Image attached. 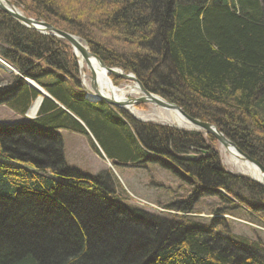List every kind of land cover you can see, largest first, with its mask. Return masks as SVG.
Segmentation results:
<instances>
[{"label": "trees", "instance_id": "obj_1", "mask_svg": "<svg viewBox=\"0 0 264 264\" xmlns=\"http://www.w3.org/2000/svg\"><path fill=\"white\" fill-rule=\"evenodd\" d=\"M8 1L79 37L105 63H118L148 92L214 125L264 167V0ZM0 39V57L55 99L42 101L34 126H0V264H264L262 245L235 244L212 226L183 229L150 219L53 180L49 172L80 178L61 169L62 142L50 130L84 133L59 104L81 118L108 152L126 159L138 150L123 125L74 91L78 68L70 47L1 12ZM8 78L0 104L22 116L37 94L20 77ZM134 133L147 149L165 153L171 147L177 154L171 159L185 167L177 158L185 151L184 132L145 125ZM189 140L210 150L188 162L194 179L264 197L258 184L218 168L213 138L192 132ZM258 204L264 218V203Z\"/></svg>", "mask_w": 264, "mask_h": 264}, {"label": "rangeland", "instance_id": "obj_2", "mask_svg": "<svg viewBox=\"0 0 264 264\" xmlns=\"http://www.w3.org/2000/svg\"><path fill=\"white\" fill-rule=\"evenodd\" d=\"M14 8L21 13L23 17L34 21H40L26 16L19 8L15 6ZM37 33L40 35L46 34L40 32ZM47 36L53 35L47 33ZM81 69L84 72L83 75L81 74L78 76L80 86L74 90L77 94L91 91L90 73L88 72V68L87 66H83ZM2 71L3 70L0 68V86L2 85V82L6 81L7 76H12L11 74H5ZM111 80L114 86L118 87L132 85L130 81L123 82L113 78H111ZM141 96L142 94L138 90L127 96V99L136 100ZM132 108L134 114H130L128 111L125 112L136 122L140 121L145 125L174 128L182 132L196 129V132L202 134L204 139L206 136H210L213 138L212 147L218 155V160L220 159L223 164L222 170L225 174L237 178H250L249 180L254 182L251 180L250 175L242 170L243 168L240 167V165H236L231 160L226 152L227 149L217 143L214 137L205 134L201 128H194L186 119H184L185 123L178 124L173 117L171 110L162 109L153 104H140L135 105ZM23 122H25L23 115H15V113L9 110L5 105H0V125ZM212 126L215 127L214 125ZM216 131H218L217 128ZM71 132L73 131L60 132L62 142L61 152L65 164L89 175L95 176L99 174L101 172V166L95 160L96 156H93L94 151L88 142L89 140L87 139L85 141L82 135ZM93 148L96 147L93 146ZM169 160L170 164L167 163V166H164L163 168L155 164H144L139 162L135 164V166L132 165L134 166L133 168H125L124 163L120 162L119 166H116L112 171H109L114 177L110 180V183L107 186L108 189L114 191L111 195L112 198H122L124 203H127L136 211H145L157 217H163L164 213L168 214L165 208L169 207L171 209L175 206L174 203L178 199L185 198L190 190L194 188L192 185L195 182L192 175H190L189 164H187L188 161L182 159L186 162L183 163L186 164L184 167L171 158H169ZM228 190L229 191L226 190L223 192L227 197L224 203L218 198L203 196L197 200V203H195L193 212L196 213L188 214V206H186V208L180 207L174 211L177 215L168 214L170 215L169 219L174 217L176 220L173 221L176 223L177 217L182 216L187 219L185 225L192 229L196 224L199 225V227H207L209 225L212 226L215 231L221 230L223 232L221 236L230 239L236 238L237 240H239L238 238H243L241 239V242L248 240L251 242L250 246L256 244L260 247L261 245L264 246V218L259 210H255V208L258 207L257 205H259V202L264 203V197L260 198L255 195H250L248 197L249 194L237 187V185H229ZM202 192L203 191L199 190L200 195ZM105 196L109 197L110 195L106 192ZM251 205L253 206L251 207ZM190 215L192 216L189 217ZM193 215H196V217Z\"/></svg>", "mask_w": 264, "mask_h": 264}, {"label": "bare ground", "instance_id": "obj_3", "mask_svg": "<svg viewBox=\"0 0 264 264\" xmlns=\"http://www.w3.org/2000/svg\"><path fill=\"white\" fill-rule=\"evenodd\" d=\"M0 4H2V3L0 2ZM12 6L14 8L13 4H12ZM0 12L4 13L1 10H0ZM4 14H6V13H4ZM6 15L9 18H11L8 14H6ZM11 19L13 20V18H11ZM14 22L16 24H18L16 21H14ZM37 22H41V21H37ZM18 26L28 30L27 27L23 26V24L22 25L18 24ZM54 29H56L60 33L74 36L76 38V39L74 38V40L79 44V46L82 49H84L86 51L87 54H89V57H88L89 62H88V66H87V63L83 60V57L81 56L79 51L77 49H75L74 47H72V45L67 40H65L63 37H61V35L59 36L58 33H57L58 35L52 36L53 38H55L57 40L58 43H61L66 47L67 46L70 47V50L74 49V50H71V54L75 58V61H76V66L78 68V76H80L81 74L83 75L84 71L81 68L83 66H87L88 72L90 73V76H89L90 81L92 79V75L94 77L96 90L94 91L90 85L91 91H85V93H83V92L79 93L80 99L83 101V103H86L89 106H93V108H95L96 110L98 109L102 115L110 117L115 123H117V124L119 123L120 125H123L126 128L128 134L130 135L132 140L134 141V144H135L138 152L135 155L131 154L129 156V158H126V159L119 158L118 155H121L120 153H115L112 151H111V153L108 152L110 150L107 151L106 149H104L100 145L101 143H99L97 136L94 134L92 129L90 127H88L86 125V123H84V121H82L81 118H79L77 115L74 116L73 114H71L68 110H66L64 108V106L62 104L58 105L56 103L64 112H66L68 115H70L73 118V121L75 123H77L82 128L84 133H78V132H71V133H76V134L82 135L84 137L85 141L87 139L89 140L88 142L92 146V147L91 146L90 147L94 151L93 156H96L95 160L101 166V168H100L101 172L95 176L89 175L87 173H83L78 169H74L72 167L67 166L64 162L63 157H62L61 169L66 170L68 172H72V173L76 172L77 177L80 178V181L73 179V178L65 177V176H62L59 174L53 175L50 172L48 173V175L51 176L52 178H54L53 180H57V182L63 181V183L68 184L69 186L74 187V189L76 188L77 190H79V191H81V192H83L89 196L99 197V198L104 197L108 200H115V201H117V202H119L125 206L132 208L127 203H124L122 198H120V197L112 198L111 195L114 191L108 189L107 186L110 183V180L113 179L114 177L112 176V173H110L109 171H112V169L116 168V166H119L120 162L124 163L125 168H127V167L133 168L135 166V164H137L138 162L144 163V164H147V163L148 164H155V165L163 168L164 166H167V163L170 164L169 158L175 157V155H177V154L171 152L172 151L171 147L168 149V152H165V153L160 152V151H154V150L147 149L142 145V143L139 142L138 137L134 133L136 130H138V128L145 127L144 123H141L140 121L136 122L134 119L130 118V116L125 112V111H128L130 114H134V111L132 108L133 105H130L128 102V101H132L133 99H127V96H129L133 92L139 90L138 86H137L138 83L140 84V86H142L141 83L138 81V79L134 76V74L131 71L124 69L122 66H119L118 63H116L114 61L110 62L109 64H107V62L105 63L104 60L102 58L98 57L97 55H95L90 50L89 46L79 37L72 35L68 32H64L63 30H60L57 28H54ZM44 36H47V33ZM109 37H110V35L107 36L108 39H109ZM108 39H107V41H108ZM107 45L109 46L111 44L107 43ZM1 46H3V44H2V41L0 39V47ZM113 50H114V48H111V51H113ZM93 57H96V59H98L102 63V66L99 65L98 62L95 59H93ZM0 68L3 70L2 72L5 74H11V75H16V76L20 77L25 82V84L28 87H30L31 89H33L34 92L37 94L35 101H33L29 105V107H27L26 112L23 115L25 122L3 124L4 128H10L11 125H20V124H24V123L26 125L34 126L33 123L35 122V120L37 118L36 115L38 113V110L41 106L42 101L44 99H50V100L54 101L55 99L50 94H48L36 81H32V80L24 77L22 74H19V72L17 71L16 68H14L12 65H10L8 62H6L1 57H0ZM121 76H132L136 80L137 84L134 81L133 82L130 81L132 85H126L124 87L114 86L111 78L118 79V80L123 81V82L127 81L124 78H121ZM8 77L9 76H7L6 81L2 82V85H5L7 83V81L9 80ZM77 86H80L79 78H78ZM72 87H74V86H72ZM142 88H143V86H142ZM144 90L146 92H148L146 89H144ZM148 93H150V92H148ZM139 98H141V97H139ZM40 99H42L41 102H40ZM140 104H144V103H140ZM140 104H138V105H140ZM2 105H5V104H2ZM180 111L184 115H186L187 117L194 119V118L188 116L187 114H185L181 109H180ZM171 112H172V115L175 118V120L178 122V124L185 123V121H184L185 118L179 112H177L176 110H173ZM15 115H17V114L15 113ZM194 120L201 122V123H206V122L200 121L198 119H194ZM206 124H209V123H206ZM0 126H2V125H0ZM193 127L196 128V126H194V125H193ZM62 131L69 132L68 130H65L63 128L62 129L57 128L54 130H50V132L53 135H56V137H58L60 140H61L60 132H62ZM196 131H197L196 129L184 131L185 134H182V135H185L186 137H185V140L182 141V143H183L182 151H184V150L185 151L183 153H179V156H177V158L185 159L188 162H196L198 159H200V158L204 159L206 156H208V154L210 152L209 149H207L205 146H203V148H202V145H201V148H198L196 143H192L193 141L189 140L192 132L197 133ZM218 132L221 134V132L219 130H218ZM93 146H95L96 148H93ZM236 149L239 150L237 147H236ZM226 152L228 153L231 160L236 165H240V167L243 168L242 170L247 172L250 175L252 181L256 182V184H258L259 186H261L264 189V176L260 175L259 171L257 170V168L254 165H252L248 162H244V161L242 162L241 159H238L236 152L231 147L228 148L226 150ZM242 154L244 156L248 157L244 153H242ZM248 158H250V157H248ZM250 159H252V158H250ZM252 160H254V159H252ZM217 161H218V164H217L218 168L222 169L223 168L222 162L220 161V159ZM254 161H256V160H254ZM132 165H134V166H132ZM188 173H189V171H188ZM190 173H191V171H190ZM190 175H192V174H190ZM192 177H193V175H192ZM194 180H195V182L192 185L194 188H192V190H190L189 194H187L185 198L178 199L176 201V202H184V200L191 199L189 204H186V205L184 204L185 205L184 208H186V206H188L187 207V210H189L188 214L196 213V212H193L195 203H197V200H199L200 197H203V196L204 197H206V196L215 197V198H218L223 203L225 202L227 197L223 194V192H225L226 190L229 191L228 189H226V187H225V189H222V188H220V186L214 185V184L209 183V182L203 183V182L198 181L196 179H194ZM199 190L203 191L201 195L199 194ZM106 192H107V194L110 195L109 197L105 196ZM171 209L169 207L165 208V210L168 214L177 215V214H175L176 212H174V211H176L178 208L173 207ZM140 212L143 213L147 218H150V219L155 217V218L162 219V220H165L168 222L176 220L174 217H172V219H169L170 215L165 214V213H164L163 217H160V216L157 217V216H155L153 214H149L145 211L144 212L140 211ZM196 215H193V216L196 217ZM191 216L192 215H190L189 217H191ZM186 220L187 219L182 217V216L177 217V222L179 223L177 226H179L183 229H188L189 227L185 225ZM194 228L199 229L200 227H199V225L196 224L194 226ZM199 231L202 233H205L204 229H202V228ZM213 232H214V234H217V235H219V234L221 235L223 233L221 230H217V231L213 230ZM224 238L227 239L225 236H223L222 239H224ZM238 239L239 240H237L236 238L233 239L235 241V244L241 243L243 245L245 244L246 246L251 244V242L248 240L241 242V239H243V238H238ZM136 246L137 245L133 246V248L135 249Z\"/></svg>", "mask_w": 264, "mask_h": 264}, {"label": "water", "instance_id": "obj_4", "mask_svg": "<svg viewBox=\"0 0 264 264\" xmlns=\"http://www.w3.org/2000/svg\"><path fill=\"white\" fill-rule=\"evenodd\" d=\"M0 2L3 4V5L0 4V10L3 11L4 13L8 14L18 24H21V25L23 24V26L27 27L28 29H32V30H35V31L40 32V33H49L53 36L58 35V34H59V36L61 35V37H63L65 40H67L75 49H77L79 51V53L83 57V60L87 63V66H88L89 54H87L86 51L79 46V44L74 40V38H75L74 36L60 33L56 29H54L53 27H51L50 25H48L44 22H37V21H34L32 19H28V18L23 17L22 14H20L16 9L13 8L12 4L10 2H8V0H0ZM93 59H95L98 62V64L102 66V63L98 59H96V57H93ZM121 78H124L125 80L131 81V82L134 81L136 83V80L132 76H121ZM90 83H91V88L95 91L96 85H95L93 75H92V79H91ZM137 86H138V89L140 90V92L142 93V96H141V98H139L137 100L128 101L130 105L135 106V105H138L140 103H144V104H153L157 107H160V108L166 109V110H171V111L176 110L188 121V123L190 125H192V126L194 125L198 128H201L205 134L211 135L212 137H214L215 140L225 149H228L231 147L236 152L238 159H241L244 162H248V163L254 165L257 168V170L259 171L260 175L264 176V168L258 162L244 156L239 150L236 149L234 144H232L222 134H220L218 131H216L215 127H213L210 124L201 123V122H198L194 119L187 117L186 115H184L180 111V109L177 106L166 102L165 100H163L162 98L158 97L155 94L146 92L142 88V86H140L139 83ZM41 100L42 99H40V102H41Z\"/></svg>", "mask_w": 264, "mask_h": 264}]
</instances>
